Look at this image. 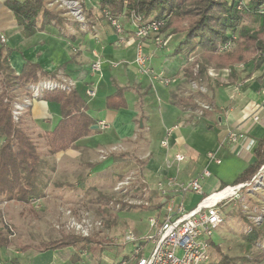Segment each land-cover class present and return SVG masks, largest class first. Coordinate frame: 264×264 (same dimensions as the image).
I'll list each match as a JSON object with an SVG mask.
<instances>
[{"label":"crops","instance_id":"obj_1","mask_svg":"<svg viewBox=\"0 0 264 264\" xmlns=\"http://www.w3.org/2000/svg\"><path fill=\"white\" fill-rule=\"evenodd\" d=\"M80 1L89 16L85 23L73 19L66 11L58 12L64 19L60 24L51 23L25 36L12 12L6 8L5 0H0V32L6 38L5 46L11 50L7 57L10 67L19 74L28 61L47 74L43 76L38 72L37 80L27 83L22 95H30L28 85L40 80L72 81V88L87 102L88 114L97 121L88 135L55 155L75 157L84 152L89 157L88 162H92L94 154L98 156L101 150H110L115 145H121L125 156L128 152H138L135 160L144 161L148 188L160 190L159 198L151 202L152 207L158 201L164 202L165 197L182 200L185 193L179 191L180 184L196 178L203 170L210 173L202 179L204 184L201 183L202 192L208 195L253 162L257 141L264 136V102L260 94L264 87V58L256 60V64L236 65L234 79L228 77L227 69L213 72L214 76L209 74V69V80L200 82L196 89L190 84L193 81L186 80L183 75L181 55H172L176 44H170L179 40L176 35L165 38L161 34L164 43L157 48L152 38L139 40L135 37V22L132 25L127 22L118 34L110 24L106 22L107 26H103L104 21L96 18L97 0ZM139 41L150 56V74L142 73L134 61ZM192 58L190 55L188 62ZM98 59L102 61L101 69L94 72L89 66ZM116 86L125 89L126 106L106 108V97ZM17 88L16 85L12 90L17 93ZM91 88L95 91L93 96L86 94ZM46 91L52 90H44L36 99H31L22 113L27 132L35 129L36 134L40 133L38 137L53 129L60 116L58 103L42 99ZM173 94L192 96L198 107L178 105ZM254 116L258 119L254 120ZM100 121L106 122L108 128L102 130L98 126ZM229 132L241 137L229 142L226 140ZM208 153H214L220 162L210 159ZM175 154L183 155L184 159L175 160ZM119 155L114 158L119 160ZM261 190L264 191V187ZM162 192L166 193L164 197ZM195 203L184 204L191 207ZM159 210L162 208H155L153 212ZM23 245L31 247L23 251ZM8 246L0 248V264L12 258L17 259L18 264H30L31 255L42 257L51 251H39L30 244H22L18 250L11 251ZM71 248L54 251L68 249L64 258L74 262L78 261L74 260V253L80 259L84 257Z\"/></svg>","mask_w":264,"mask_h":264},{"label":"trees","instance_id":"obj_2","mask_svg":"<svg viewBox=\"0 0 264 264\" xmlns=\"http://www.w3.org/2000/svg\"><path fill=\"white\" fill-rule=\"evenodd\" d=\"M4 4L22 27L25 36L64 20L58 12L47 8L43 0H5ZM97 5L99 18L105 19L110 25V19L121 17L137 25L154 21L159 24V33L165 38L178 35L179 40L172 55L183 56L181 70L188 81L200 83L209 80V69H227L228 77L234 79L237 76L236 65L256 64V60L264 58V0H247L241 10L237 9L235 0H97ZM247 19L256 21V26H248L245 23ZM5 45V42H0V202L30 204L43 196L42 191L46 186L42 179L43 161L30 134L12 118V89L17 85L25 91L27 83L37 80L38 72L43 76L47 74L38 65L28 61L24 63L21 72L15 74L7 59L11 50ZM193 53V58L188 62ZM124 91V88L116 86L115 91L106 97V108L125 107ZM200 96L203 97L202 94ZM42 99L58 103L60 109L56 125L42 134L50 155L73 147L76 140L88 135L92 131L91 126L97 124L96 119L88 114L87 102L73 88L46 91ZM173 100L183 107H198L192 96L178 97L173 94ZM124 156L119 155L121 158ZM263 164L264 136L257 141L253 162L231 184L222 183L219 188L249 182ZM164 204L165 201H158L153 209L162 208ZM105 223L112 225L115 221L109 222L106 219ZM259 231L260 228L252 226L245 240L255 242ZM94 242L89 236L64 235L42 241L35 248L39 251L69 246L87 249ZM9 244V239L0 231V248ZM210 244L212 248L218 249L215 241L212 240ZM30 247L23 245L21 250ZM263 255L259 253L256 257L261 259ZM123 257L127 259V256ZM73 258L80 259L76 253ZM213 263L235 264L230 263L229 259L223 262L214 260ZM1 264H18V260L12 258Z\"/></svg>","mask_w":264,"mask_h":264},{"label":"rangeland","instance_id":"obj_3","mask_svg":"<svg viewBox=\"0 0 264 264\" xmlns=\"http://www.w3.org/2000/svg\"><path fill=\"white\" fill-rule=\"evenodd\" d=\"M43 1L47 8L56 12L66 11L75 19L71 8L67 4L63 5L60 0ZM71 1L78 2L77 7L82 10L83 23H85L89 16L84 12L83 4L80 0ZM235 3L237 9L241 10L247 4V0H235ZM95 16L99 22L104 21L103 26H107V21L99 18V8ZM115 20L121 26L127 25V22L132 25L134 22L127 21L124 17ZM245 23L250 27L256 26V21L247 19ZM155 36L157 35L153 34L150 38L154 39ZM176 38L179 36L176 35ZM177 42V40L172 41L170 46ZM209 71L211 76H214L213 72H218L214 69ZM190 84L196 89L199 86V83L195 82ZM17 89V93L13 92L14 98L22 100L24 97L22 89ZM22 117L23 115L16 121L21 126H23ZM28 131L37 144L43 161L42 179L46 182V186L42 191L43 196L31 201L30 204L0 202V231L10 241L9 250H18L22 244L37 246L42 241L64 235L75 236L73 228H70L67 222L72 219L80 220L85 216L92 222H99L100 225L93 228L88 235L95 240L91 246L87 249H79L78 246L71 248L73 251L77 249L84 256L82 259L74 262L64 258L69 250L63 249L51 250L42 257L34 258L35 256L31 255L28 262L30 264H95L97 261L99 264H119L124 259L123 256H128L133 245L125 241V232L130 231L138 238L149 234L147 218L154 210L151 202L160 195L159 189L148 188L143 172L144 161L135 160L139 153L128 152L127 156L118 160L114 155L124 151L121 150V145L120 148L115 145L117 147L115 150L106 151L105 154L100 153L98 156L94 154L92 162H88L89 157L84 152L75 157L59 158L58 155L47 153L44 138L38 137L40 133L36 134L37 131L32 128ZM258 172L259 170L256 174ZM235 178H227L223 183L231 184ZM201 183L204 184L203 180ZM263 187L264 169L260 173L258 184L242 188L237 197L228 198L221 204L220 211L224 220L214 234L218 249L212 248L216 262L229 259L230 263L235 264H264L262 260L264 255L261 259L256 257L259 253L264 254V200L262 195L260 196V194L264 195V191L261 190ZM204 193H185L182 201L195 203L208 192ZM106 219L109 222L114 220L115 223L108 225L105 223ZM252 226L260 228V231L255 242L250 243L245 240V236L251 231ZM225 256L227 258H224Z\"/></svg>","mask_w":264,"mask_h":264},{"label":"built area","instance_id":"obj_4","mask_svg":"<svg viewBox=\"0 0 264 264\" xmlns=\"http://www.w3.org/2000/svg\"><path fill=\"white\" fill-rule=\"evenodd\" d=\"M63 5H68L75 19L83 23L84 14L80 7H77V1L60 0ZM110 23L114 31L118 34L122 33V26L115 19H110ZM156 34L153 42L157 48L163 46L164 40L159 33V24L151 21L145 24L136 25L134 35L139 40L150 38ZM123 40V39H121ZM0 42H6V38L0 32ZM226 47V46H225ZM135 63L140 71L150 74L152 69L149 65L150 56L144 51L142 43L139 41L136 45ZM102 61L100 59L90 63V69L98 72L101 69ZM166 82V80H165ZM72 81H58L44 79L36 83H30L28 88L30 95H24L22 100L14 98L12 101V118L16 122L26 107L30 104L31 99H36L44 90H69L72 88ZM86 94L93 96L94 89H87ZM262 101L264 102V87L260 90ZM254 120L258 117L254 116ZM98 126L105 130L108 124L100 121ZM240 134L229 132L226 140L234 142ZM165 143V141L163 142ZM117 149L113 146L110 150H101L100 153L105 154L106 151ZM208 157L219 163L220 160L215 157L214 153H208ZM175 160L181 161L184 156L175 154ZM264 165L261 166L259 172L253 175L251 180L246 183H238L235 185H227L219 188L210 194L201 197L193 206L187 207L181 199L167 197L162 210L154 211L148 218L149 234L146 237H136L132 232L127 231L124 234L126 242L132 243V248L127 259H122L119 264H214L212 254V246L210 242L214 238L215 231L218 226L223 223L224 217L220 211L221 204L228 198L237 197L238 192L246 187L258 184L260 173L263 171ZM210 173L203 170L199 176L189 180L184 184H180L179 191L183 193L201 194V180L208 177ZM166 193L162 192L164 197ZM94 222V221H93ZM89 217H82L80 220H69L67 225L73 228L76 236L88 237L93 228L99 226V222H94Z\"/></svg>","mask_w":264,"mask_h":264},{"label":"water","instance_id":"obj_5","mask_svg":"<svg viewBox=\"0 0 264 264\" xmlns=\"http://www.w3.org/2000/svg\"><path fill=\"white\" fill-rule=\"evenodd\" d=\"M95 127H96V125L91 126V128H95Z\"/></svg>","mask_w":264,"mask_h":264}]
</instances>
